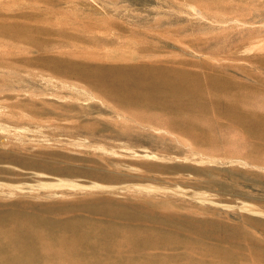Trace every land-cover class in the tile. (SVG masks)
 <instances>
[{
  "label": "rangeland",
  "instance_id": "rangeland-1",
  "mask_svg": "<svg viewBox=\"0 0 264 264\" xmlns=\"http://www.w3.org/2000/svg\"><path fill=\"white\" fill-rule=\"evenodd\" d=\"M98 1L107 5V12L75 13L77 5L90 3L95 7L90 0H41L42 10H64L63 14L19 18L24 22L39 21L42 28L13 31L6 38L12 44L1 48L4 57L0 63L5 66L0 68V213L39 212L36 215L56 220L70 216L73 207L79 208L95 192L103 197L113 195L114 200L129 204H149L152 200L171 202L173 207L158 210L160 215H170L182 226L213 224V240L234 247L240 256V263L235 264H250L253 250L264 247V230L255 222L264 221V170L236 165L228 159L252 155L253 161L264 162V139L254 135L240 121L239 114L230 110L229 104L236 102L240 113L249 110L264 113V49L248 50L252 43L264 42V0ZM198 9L206 16H199ZM234 17L238 21L247 20L249 26L235 25ZM41 44L44 47L40 48ZM77 50H105L115 55L103 59L67 56L85 64L87 70L117 64L152 68L161 65L166 77L173 76V71L194 74L189 79V82L195 80L191 82L192 94L185 99L195 104L170 107L143 100L124 105L108 98L105 103L98 99H76L89 92L104 96L107 90L97 76L56 66L51 61L66 51ZM12 85H19L24 91H15L10 88ZM33 89L38 92L32 94ZM70 94L74 98H69ZM116 109L129 116L128 119L114 118ZM134 119L163 125L172 119L184 124L187 131L176 130L182 141H190L195 150L216 159H193L185 144L155 136ZM97 171L119 178L105 183L103 177L96 176ZM133 189L140 190L141 200H135L137 193ZM76 209L74 214L88 213ZM101 215L92 213V216ZM165 227L171 228L170 224ZM183 230L190 237L197 236ZM151 247L150 252L147 250L150 254L165 251L162 255L166 253L168 257L164 254L165 259L162 255L160 258L166 261L169 254H176L175 250L194 253L191 248L171 245L154 246L156 250Z\"/></svg>",
  "mask_w": 264,
  "mask_h": 264
},
{
  "label": "bare ground",
  "instance_id": "bare-ground-1",
  "mask_svg": "<svg viewBox=\"0 0 264 264\" xmlns=\"http://www.w3.org/2000/svg\"><path fill=\"white\" fill-rule=\"evenodd\" d=\"M40 1L41 0H0V33H1V35H0V60L4 57V55H2V54H4V52H2L1 48L4 44L9 43V42H7L6 38H7V36H10L11 32H13V31L16 32L18 30H23V31H27V32L30 30L40 31L42 28L39 24V21L37 23L24 22V21L19 20V18H29V17H33V18L34 17H43L44 18V17H49L50 15H56V14L61 15V14H63L64 10H60V11L42 10L44 8H43V5L41 4ZM90 2L95 3V7H91L90 3L80 5V6L77 5L74 7L75 13L95 12L94 14H97L98 11H100V10L107 12V9H106L107 5H105L104 3H102V2L99 3L98 0H90ZM113 6H115V5L113 4ZM185 10H187V9H185ZM203 12H202V10L198 9V14H200L199 16H206V15H204ZM188 13H191V12L189 11ZM64 14H67V13L65 12ZM207 16H208V14H207ZM196 17H197V15H196ZM202 18H204V17H202ZM238 19L235 18V21H233V23L235 25H237V26L248 25L249 26V24H246L247 20L245 18L243 19L244 21L246 20L245 22L238 21ZM215 20H217V18ZM213 21H211V22H213ZM259 21H260V19H259ZM229 22H232V21H229ZM250 23H253V22H250ZM256 25L257 24H255L253 26H256ZM251 28H252V26H251ZM262 28L263 27H260L261 30H262ZM249 30L250 29H248V31ZM262 33H260V34H262ZM9 41H12V40H9ZM10 44H12V43H9L8 45H10ZM42 46L43 45L41 44L40 48ZM5 47L6 46H4L3 48H5ZM248 48H249L248 49L249 51L264 49V42L258 41L256 43H252ZM147 50H150V49L147 48ZM34 51H36V50H34ZM104 51L103 52L102 51L79 52L78 50L77 51H69V52L66 51L67 53L65 52V54H63L60 58H53V60H51L52 63L56 64V66L62 65L69 70L71 69L72 71L76 70L78 72L86 73L88 75L97 76L99 78V82L107 88V90L104 93L105 95L102 94L104 96H101L99 94H95L93 92H91V93L89 92V93L85 94V97L78 96V97H75L76 99H79V100L81 98L98 99L99 101L105 103L106 102L105 98H108V99H112V100L114 99V100L120 101V102H122L121 104L125 103L124 105L128 104V102L135 101V103H136V100L137 101L143 100V101H148L149 103H154L156 105H163V106H170V107H174L176 105H178L180 107H184V106L191 107L195 104L194 101L185 99V96L192 94V89L194 88V86H193V84H191V82H195V80H193V81L191 80V82H189V79L191 77L194 78L195 76H194V74H193V76H190L189 74L185 73L183 70V67L182 68L180 66L177 67V68H181L183 70V72L173 71V76L169 75L170 77L169 76L166 77L163 70H161V68L159 67L161 65H159L158 67H157V65H153L156 68H154V67L152 68V67H147L146 65L145 66H141V65L139 66L138 65L136 67H132V66H128V65H118L117 64V65H112V66H95L94 68L87 70L88 67L83 66L85 64L82 65L80 63L75 62V60L67 57V56H69L71 58L74 57L76 59H77V57L88 58V59H103V58L115 57V55L113 53L108 52V51L104 52ZM60 52H61V50H60ZM244 54H245V52H244ZM254 55H252V56H254ZM65 57H67V58H65ZM255 57L258 58L259 56H255ZM243 58H246V56ZM249 58H251V57H249ZM256 58H254V59H256ZM46 59L49 60L48 57H46ZM259 59L260 58H258V60ZM212 60H214V59H212ZM261 61H263V60H261ZM245 62H246V60H245ZM254 62H256V61L254 60ZM153 64H155V63H153ZM261 65H262V63H261ZM3 66H5V64L0 63V68ZM164 67L166 68V66H164ZM168 68L169 67H167L166 69H168ZM186 71L189 72L187 70V68H186ZM15 72H16V70H15ZM191 72L192 71H190V74H192ZM168 73H171L170 70ZM174 73H175V76H174ZM11 74H13V73H11ZM34 74L41 76L44 73L43 74L42 73L41 74L40 73H34ZM171 75H172V73H171ZM195 75H197V73ZM46 77L44 76V78H46ZM195 79H197V78H195ZM204 79H205V77H204ZM206 79H207V77H206ZM210 79H213V77ZM219 81H217V82H219ZM213 83H214V81H213ZM209 84H211V83H209ZM214 84H216V83H214ZM218 86H220V85H218ZM10 88L15 90V91H19V90L24 91V88H22L19 85H12V86H10ZM30 92L32 94H35L38 91L33 89ZM46 92H47V90H46ZM55 92H58V91H55ZM44 95H45V93H44ZM47 95H48V93H47ZM70 95L71 96H69V98L70 97L74 98L72 96V94H70ZM156 108H158V106L155 107V109ZM229 108L232 112L239 114L240 121L245 123L251 129V131L254 135L258 136L259 138L264 139V113H258V112H255L253 110H249V111H245V112L240 113L239 109H238V105L234 101L230 102ZM116 110H117V113L114 116V118L119 119V120L120 119H123V120L128 119L129 116L127 117L122 111H120L118 109H116ZM155 117H156V115H155ZM108 120H110V119H108ZM134 120H136V119H134ZM117 122H119V121H117ZM136 122L140 127L149 130L151 132V134H153L155 136H160V137L163 136V138L174 139L175 141H178V143L185 144L187 149H188L189 156L193 159L201 160V161L215 160L216 159V157L211 155V154L195 150L193 148L192 144L189 143L190 141L188 143H184L182 141V136L180 134H178L176 132V130H180V132H181V130H182V132L187 131V126L184 124H181V123L177 124L172 119L168 122L167 125L155 123L153 121L150 122V121L136 120ZM138 138H140V137H138ZM160 139H159V142L161 141ZM57 141H59V140H57ZM185 142H187V140ZM250 148H251V146H250ZM251 149L250 150L252 151V154H253L254 150H253V148H251ZM256 149H257V147H256ZM257 151H259V150H257ZM164 152H167V151H164ZM238 154H239V152H238ZM240 154H242V153H240ZM246 154H248V153H246ZM256 154L259 155V153H256ZM195 155H198V158H194L193 156H195ZM215 155H216V153H215ZM257 156H256V158H257ZM251 157H252V155H251ZM251 157L248 155L247 156H234V157H231L230 159H228V162L233 163V164L236 163V165H238V164L244 165L245 164L247 166H252L253 168L256 167L257 169L260 168V169L264 170V162L263 161L261 162L259 159L261 157L259 156V158H258L259 162L253 161L251 159ZM169 158H171V157H169ZM252 158L255 159V157H252ZM261 160H262V158H261ZM216 162H218V161H216ZM129 164H131V163H129ZM223 164H225V163H223ZM132 165H134V164H132ZM204 165H206V164H204ZM225 165H227V163ZM240 168H242V167H240ZM79 171H81V170H79ZM98 172L99 171H97L96 176L103 177L105 179V181H104L105 183H109V181L119 178L118 177L119 175L118 176L113 175V174H104L103 175L102 173H98ZM90 173L92 174L93 172H90ZM102 185H104V184H102ZM102 185H99V186H102ZM99 186H97V187H99ZM110 187L112 188L114 186L110 184ZM148 188H150V187H148ZM123 189H126V188H123ZM138 189H133V190H136L135 193H137V195L135 196V200L136 199L141 200V198H142L140 196V190H138ZM155 189H157V188H155ZM120 190L121 189H119V191ZM66 192H68V191H66ZM88 193H90V192H88ZM96 193L97 192H95V194ZM91 194L93 195V193H91ZM95 194L91 198L86 199L85 202H83V204H81L79 207V208H81L80 210L83 209L86 212L90 213L91 215H88V213H86V215H85L82 212H81L82 214H78V213L74 214L75 213L74 211L77 208V206H75L76 208L73 207L74 213L70 211L74 215L71 214L70 216H66V217H64V215H63L62 218L56 219V220H52L49 218L47 219L46 217L44 218V217H41L39 215H36V214H39V212L36 214L35 213L33 214V213L19 211V210H12V211L10 210V212L8 214H7V212H6V214H5V212L0 213V264H156L157 262H159L161 264H235L238 262L240 263V261H241L240 256L234 250V247L224 245V244L220 243L221 241L218 242L216 240H213L214 231L211 229L213 224L204 223L202 225H193L192 223H190V224H187L185 226H182V225L178 224L174 220V218H172V216L164 215V214L160 215L158 210H160L162 208L173 207V204L171 202H166V201L158 202V200L157 201L152 200L149 202V204H145L144 202L143 203L139 202V203L129 204V203H127L128 202L127 200H126L127 202H121V201L114 200L113 198H115V197H113V195H111L113 197L112 198L110 196L109 197H103V196H99L100 194L99 195H95ZM126 194L128 195V193H126ZM127 195H125V196H127ZM145 196H143V197H145ZM48 198H50V197H48ZM150 198H152V197H150ZM129 199H130V197H129ZM130 201H132V199ZM78 202L80 203V201H78ZM133 202H134V200H133ZM68 204H69V202H68ZM245 206H247V205H245ZM49 208H51V207H49ZM79 208H77V209H79ZM248 208L253 209V206H250ZM77 209H76V211L79 212V210H77ZM55 210H57V209H55ZM60 210H57V211H60ZM259 210H261V208H259ZM204 211H206V210H204ZM64 212H65V210H64ZM95 212L101 213L102 215L101 216H92V213H95ZM163 212L166 213L165 211H163ZM40 214H42V213H40ZM254 215H256V214H254ZM210 219H213V218H210ZM255 222L258 225L262 226V229L264 230V221H261V219H260V220H256ZM169 224H170L171 228L165 227L166 225H169ZM183 229H185L188 232H195L197 234V236H191L190 237L188 235V233H186ZM165 245H171V246H175V247H183V248H189V249L191 248L194 251V253H183L184 249L180 248L182 250V252L180 251L181 253H177L179 251L176 252V250H175L176 254H174V253H173V255L169 254L171 256L169 257V259L167 261L160 258V256L162 255V252H165V251H162L161 254L159 253V251L163 250L162 248H161V250L156 251L160 255L155 253V251H154L155 254H153L152 251H151L152 252L151 254L148 253V251H149L148 248L151 246L154 247V246H165ZM153 247H151V248H153ZM164 249H166V248H164ZM145 250L146 251L148 250V251L145 252ZM153 250H156V249L153 248ZM164 254L166 255V253H164ZM249 256H250V264L253 263L254 261H256L255 263L258 262L260 264H264V247H257L256 249L253 250L252 255L250 254ZM164 257L165 256H163L162 258H164ZM251 261H253V262H251ZM246 262H247V260H246ZM247 263H249V262H247Z\"/></svg>",
  "mask_w": 264,
  "mask_h": 264
}]
</instances>
